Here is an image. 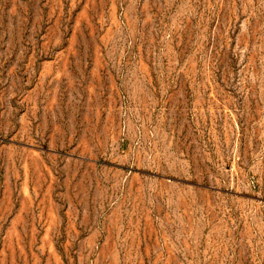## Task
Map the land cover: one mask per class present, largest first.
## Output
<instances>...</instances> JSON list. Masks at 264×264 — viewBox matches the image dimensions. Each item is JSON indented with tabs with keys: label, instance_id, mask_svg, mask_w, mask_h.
I'll return each instance as SVG.
<instances>
[{
	"label": "rangeland",
	"instance_id": "374dc122",
	"mask_svg": "<svg viewBox=\"0 0 264 264\" xmlns=\"http://www.w3.org/2000/svg\"><path fill=\"white\" fill-rule=\"evenodd\" d=\"M0 264H264V0H0Z\"/></svg>",
	"mask_w": 264,
	"mask_h": 264
}]
</instances>
